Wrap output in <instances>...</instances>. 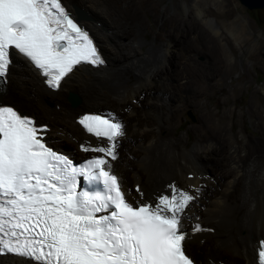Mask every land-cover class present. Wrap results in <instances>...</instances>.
<instances>
[{
	"label": "bare ground",
	"instance_id": "6f19581e",
	"mask_svg": "<svg viewBox=\"0 0 264 264\" xmlns=\"http://www.w3.org/2000/svg\"><path fill=\"white\" fill-rule=\"evenodd\" d=\"M139 1L149 8L157 0ZM61 2L67 10L69 5H76L87 16L85 26L98 43L105 67L78 65L52 91L21 56L13 54L5 80L0 82L3 89L0 100L10 99L8 95L18 96L23 102L17 99L20 104L36 108L43 114L34 111L41 116L35 115L37 120L44 119L49 125L45 138L51 146L67 147L70 152L66 151L78 158L87 153L80 147L83 142L96 145V139L85 134L77 123L82 111L92 112L83 106H106L102 109L105 113H114L124 127L125 123L128 125L123 136L126 147L116 161H111L112 170L121 181V190L131 194L126 198L130 202L139 198L137 185L145 198L167 193L169 185L191 194H196L195 189L199 188L198 198L187 209L190 219L183 221L188 233L187 251L200 250L198 264H258V240L264 238V104L261 103L264 84L250 90L251 102L246 113L251 116L256 132L252 138L246 134L240 140L231 136L227 127L230 125L232 131L235 122H227L224 113L214 114L207 108L196 124L186 129V135H170L185 108L199 111L198 97L208 88L200 77L214 78L205 71V65L197 63L189 54L187 40L194 38L207 47L210 64L223 78L234 67L227 49L241 47L251 40L248 23L231 9L233 0H185L182 8L190 10L192 18L172 15L163 21L158 32L151 33L152 43L144 50L129 44L117 49L106 34L93 30L111 29V38L125 37L129 43L144 44L143 35L149 26L137 17L139 11L132 0ZM199 23L207 24L216 38L206 40ZM176 47L183 51L177 53ZM252 48L251 56L257 59L259 46L252 43ZM180 57L182 64L178 61ZM170 64L174 66L172 72L164 73ZM128 68L135 71L134 82L124 77ZM183 75L185 80L181 82ZM54 93H73L78 105L54 100L56 104L50 110ZM143 94L148 96L140 101ZM257 98L259 104L254 101ZM15 103L12 105L17 109L26 110ZM190 133L195 136L192 142L188 139ZM130 138H133L131 143ZM134 147L137 150H132ZM197 223L208 230L192 232ZM0 264L30 262L5 253L0 254Z\"/></svg>",
	"mask_w": 264,
	"mask_h": 264
},
{
	"label": "snow or ice",
	"instance_id": "6c2138e0",
	"mask_svg": "<svg viewBox=\"0 0 264 264\" xmlns=\"http://www.w3.org/2000/svg\"><path fill=\"white\" fill-rule=\"evenodd\" d=\"M13 54L53 89L76 66L104 63L61 0H0V82ZM77 123L96 139L81 149L99 154L79 166L46 144L47 125L0 105V254L30 264H194L183 221L199 188L191 194L169 185L167 193L145 198L137 185L139 198L130 202L111 163L123 122L114 113H86Z\"/></svg>",
	"mask_w": 264,
	"mask_h": 264
},
{
	"label": "rangeland",
	"instance_id": "374dc122",
	"mask_svg": "<svg viewBox=\"0 0 264 264\" xmlns=\"http://www.w3.org/2000/svg\"><path fill=\"white\" fill-rule=\"evenodd\" d=\"M185 0H157L154 4L151 5V7H146L144 3H141L139 0H132L133 6L135 9H137L138 13L137 17L139 20H141L142 23L148 25L149 27L145 30V33L143 35L145 43L142 42H131L125 38L121 37L118 39L111 38V29H101V32L98 31V29L94 28L97 33L100 34H106L110 40V42L115 46L117 49L120 48V46L124 45H130V46H138L141 49H146L148 45H150L152 42V32H158L160 28L163 26V21L169 20L171 16L175 15L183 19L192 18L190 10H184L182 8V4ZM74 7H77L76 5H69V10L72 11ZM78 8V7H77ZM79 9V8H78ZM231 9L239 16L241 15L246 20V23H248V31L251 37V40L249 42L243 43L241 47L235 45L232 47H229L227 49L228 55H230L233 59L232 62H234V67L232 70H228L227 73H225L224 78L222 76L218 75V72L216 71V68L210 64V59L208 58V50L205 45H202L201 42L195 40L194 38H189L187 41L188 43V52L193 57V59L200 64L205 65V71L209 74H212L214 78H207L205 76L200 77L203 83L207 85L206 92L198 97V101L200 102V108L198 110H194L191 108H185L184 111L180 114L178 117L176 123L174 124L173 128L171 129L170 135H186V129L190 128L193 124H196L195 122L198 120V117L202 115V112L207 109H210V111L214 114L217 113H224V116L226 117V121L232 123V121L235 122V125L233 126L232 131L229 129L230 125H228L227 130L229 134L236 139L240 140L243 138V136L246 134L248 137L252 138L254 135H256L255 128L252 126V118L249 114L246 113V109L248 107V104L251 102L250 100V90L259 87L260 85L264 84V6L260 9H254V10H248L244 6H242L237 0H233V3L231 4ZM214 13L216 14V9L212 8ZM136 12V13H137ZM159 15L158 18H156V15ZM170 17V18H169ZM168 18V19H167ZM240 18L238 17V20ZM85 26V20L80 21ZM202 28V30L206 34V40H210V38H216L211 29L207 24L199 23ZM86 27V26H85ZM91 27V26H90ZM95 27V26H94ZM92 28V27H91ZM92 30V31H93ZM93 35H95V32L93 31ZM95 37V36H94ZM210 37V38H209ZM121 39V40H120ZM118 41V42H117ZM120 42V43H119ZM159 43L158 41H154V44ZM252 43L259 46L258 50L260 52V55L257 59H254V57L251 56V52L253 50ZM122 44V45H121ZM141 44V45H140ZM98 45V43H97ZM140 45V46H139ZM99 47V46H98ZM177 51V53L182 52L183 50L178 47L174 49ZM181 50V51H180ZM231 53V54H230ZM174 58H172L173 60ZM176 60V58L174 59ZM178 61L182 64L183 59L180 57L178 58ZM126 64H123V66ZM101 67H105V64ZM130 68V67H129ZM127 69L125 73V79L128 77L129 82L135 81V71L132 69ZM174 66L170 64L166 70H164V73L172 72V69ZM220 74L222 72L220 71ZM127 75V76H126ZM184 76L181 77V82H184ZM130 79V80H129ZM241 81V82H239ZM156 85L159 84V82L155 83ZM67 88H65L66 92ZM69 94L74 95L73 93H66L64 95H60L59 93H54V96L50 99V110H53V106L56 104L55 101H64L69 105V101L67 99V96ZM10 99L6 100H0L1 104H8L11 106L12 103H15L21 108H25L26 110H21V112H24L25 115H29L33 117L34 119L36 116H39L37 113L41 114L36 110L34 107L25 106L22 100L17 98L18 96H10ZM75 96V95H74ZM148 96V95H147ZM145 94L142 95V98H140L142 101L147 98ZM16 99V100H15ZM17 99H19L22 104H20ZM55 100V101H54ZM256 103L259 104L260 99L257 98ZM262 104H264L263 101H261ZM78 105V104H77ZM70 106V105H69ZM80 107H78L79 109ZM83 108H86L88 110L92 111H102L107 112L102 109H106V106H98V105H85ZM18 109V110H19ZM85 109V110H86ZM36 111V112H34ZM49 111V110H48ZM56 113L54 111H50L49 113ZM85 112V111H82ZM116 112V111H115ZM200 112V113H199ZM203 112V113H204ZM36 115V116H35ZM43 116V114H41ZM38 123H43L49 126L47 122H44V119L37 120ZM125 122V121H124ZM47 123V124H46ZM125 131L128 129V125L125 123ZM145 131L148 129L147 127L144 128ZM119 139V145L117 149L118 156L120 155V151L124 150L126 146H124L123 137L118 138ZM190 142L194 141L195 136L190 133V136L188 138ZM188 140V142H189ZM48 139L45 138V142L48 145L51 142ZM129 142H133V138H130ZM85 143V142H83ZM54 146V145H53ZM64 146V145H62ZM58 148V146H54ZM65 147V146H64ZM67 148V147H66ZM66 148L59 147L62 151H64L67 155H71L68 153ZM138 147H134L132 150H137ZM67 150V151H66ZM70 152V151H69ZM75 153V152H74ZM93 154V152H87L85 157ZM244 154V153H243ZM76 156V155H75ZM71 155V158H74L75 160H78L80 158L75 157ZM78 156V154H77ZM84 158V157H83ZM210 166L215 167L213 163H210ZM222 170V169H221ZM128 181V178L126 179ZM264 239L263 237H260V239ZM186 248V246H185ZM188 248L186 249V253L193 259L195 263H197V256L201 253L200 250H194L193 252H188ZM224 260H227V257L224 258ZM198 264V263H197ZM213 264V263H208Z\"/></svg>",
	"mask_w": 264,
	"mask_h": 264
},
{
	"label": "water",
	"instance_id": "95a60500",
	"mask_svg": "<svg viewBox=\"0 0 264 264\" xmlns=\"http://www.w3.org/2000/svg\"><path fill=\"white\" fill-rule=\"evenodd\" d=\"M242 6H244L246 9L248 10H254V9H260L264 6V0H237ZM70 11V10H68ZM72 18L80 25H82L87 31L88 29L80 22L82 20L87 19V16L81 12L77 7L73 8V11H70ZM89 32V31H88ZM90 34V32H89ZM91 35V34H90ZM99 51V50H98ZM1 86V85H0ZM2 87H0V95L3 93V89H1ZM68 101L70 102L71 106H75L78 103L77 98L72 95L69 94L67 96ZM1 105V102H0ZM8 105V104H7ZM11 106V104H10ZM14 107V106H13ZM16 108V107H14ZM17 109V108H16ZM18 110V109H17ZM20 111V110H19ZM21 112V111H20ZM22 114H24V112H21Z\"/></svg>",
	"mask_w": 264,
	"mask_h": 264
},
{
	"label": "trees",
	"instance_id": "16d2710c",
	"mask_svg": "<svg viewBox=\"0 0 264 264\" xmlns=\"http://www.w3.org/2000/svg\"><path fill=\"white\" fill-rule=\"evenodd\" d=\"M63 103H65L64 101H63ZM66 104V103H65ZM194 264H195V262H194Z\"/></svg>",
	"mask_w": 264,
	"mask_h": 264
},
{
	"label": "clouds",
	"instance_id": "9594fccd",
	"mask_svg": "<svg viewBox=\"0 0 264 264\" xmlns=\"http://www.w3.org/2000/svg\"><path fill=\"white\" fill-rule=\"evenodd\" d=\"M96 44V43H95ZM97 46V45H96Z\"/></svg>",
	"mask_w": 264,
	"mask_h": 264
}]
</instances>
